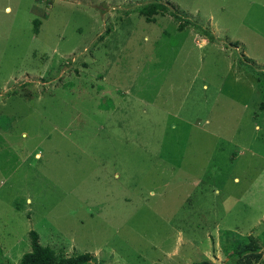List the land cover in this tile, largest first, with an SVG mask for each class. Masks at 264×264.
<instances>
[{"label": "rangeland", "instance_id": "rangeland-1", "mask_svg": "<svg viewBox=\"0 0 264 264\" xmlns=\"http://www.w3.org/2000/svg\"><path fill=\"white\" fill-rule=\"evenodd\" d=\"M247 235L264 264V0H0V264H224Z\"/></svg>", "mask_w": 264, "mask_h": 264}, {"label": "trees", "instance_id": "trees-1", "mask_svg": "<svg viewBox=\"0 0 264 264\" xmlns=\"http://www.w3.org/2000/svg\"><path fill=\"white\" fill-rule=\"evenodd\" d=\"M145 16L147 21H150L149 16L153 13H161L166 10V7L161 3H154L146 7L138 9ZM175 18L178 15L169 11ZM227 261L224 264H251L261 258V253L256 239L252 235H247L245 243L240 245L236 250L232 251L226 257ZM18 264H95L90 253L81 252L55 261L48 248L42 247L34 243L30 251L24 252L18 261ZM197 264H209L207 261H199Z\"/></svg>", "mask_w": 264, "mask_h": 264}]
</instances>
